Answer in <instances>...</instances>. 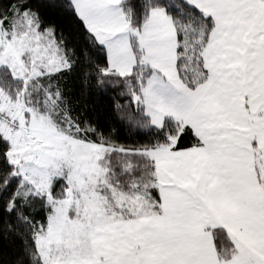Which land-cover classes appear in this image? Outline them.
Masks as SVG:
<instances>
[{
    "label": "snow or ice",
    "instance_id": "obj_1",
    "mask_svg": "<svg viewBox=\"0 0 264 264\" xmlns=\"http://www.w3.org/2000/svg\"><path fill=\"white\" fill-rule=\"evenodd\" d=\"M0 264H264V0H0Z\"/></svg>",
    "mask_w": 264,
    "mask_h": 264
},
{
    "label": "trees",
    "instance_id": "obj_2",
    "mask_svg": "<svg viewBox=\"0 0 264 264\" xmlns=\"http://www.w3.org/2000/svg\"><path fill=\"white\" fill-rule=\"evenodd\" d=\"M133 141L132 140H129L128 143H132Z\"/></svg>",
    "mask_w": 264,
    "mask_h": 264
}]
</instances>
